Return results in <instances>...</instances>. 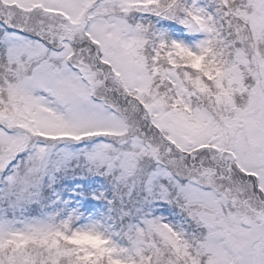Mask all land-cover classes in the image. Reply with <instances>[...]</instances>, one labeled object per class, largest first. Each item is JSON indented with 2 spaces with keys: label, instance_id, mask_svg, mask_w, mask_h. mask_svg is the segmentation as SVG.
<instances>
[{
  "label": "snow or ice",
  "instance_id": "1",
  "mask_svg": "<svg viewBox=\"0 0 264 264\" xmlns=\"http://www.w3.org/2000/svg\"><path fill=\"white\" fill-rule=\"evenodd\" d=\"M0 264H264V0H0Z\"/></svg>",
  "mask_w": 264,
  "mask_h": 264
}]
</instances>
